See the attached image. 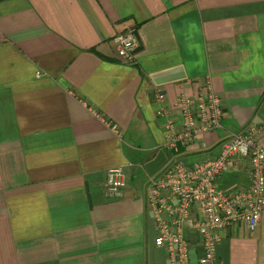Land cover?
Masks as SVG:
<instances>
[{
	"label": "crops",
	"instance_id": "1",
	"mask_svg": "<svg viewBox=\"0 0 264 264\" xmlns=\"http://www.w3.org/2000/svg\"><path fill=\"white\" fill-rule=\"evenodd\" d=\"M132 27L126 63L113 39ZM207 77L222 128L181 149L189 165L264 125V0H0V264H168L144 167L165 144L154 94L173 104ZM116 168L127 185L110 199ZM138 170L146 182L130 181ZM249 183L243 161L217 185ZM223 236L220 264H264V215Z\"/></svg>",
	"mask_w": 264,
	"mask_h": 264
},
{
	"label": "built area",
	"instance_id": "2",
	"mask_svg": "<svg viewBox=\"0 0 264 264\" xmlns=\"http://www.w3.org/2000/svg\"><path fill=\"white\" fill-rule=\"evenodd\" d=\"M113 41L118 58L132 63L139 48L138 30L132 27ZM154 98L165 119L163 148L167 149L165 163L147 181V203L157 231L154 244L165 251L168 264H192L193 255L196 264H220L223 233L237 225L255 232L264 215V145L259 140L264 125L228 132L214 156L189 165L181 148L206 138L219 141L222 97L207 77L194 95L181 94L173 104L160 90ZM243 161L249 165V185L230 192L220 189L218 180ZM126 185L123 168L109 170L105 191L110 199L118 198Z\"/></svg>",
	"mask_w": 264,
	"mask_h": 264
},
{
	"label": "water",
	"instance_id": "3",
	"mask_svg": "<svg viewBox=\"0 0 264 264\" xmlns=\"http://www.w3.org/2000/svg\"><path fill=\"white\" fill-rule=\"evenodd\" d=\"M167 149L162 148L157 154L144 160V167L150 174L157 171L166 161Z\"/></svg>",
	"mask_w": 264,
	"mask_h": 264
},
{
	"label": "rangeland",
	"instance_id": "4",
	"mask_svg": "<svg viewBox=\"0 0 264 264\" xmlns=\"http://www.w3.org/2000/svg\"><path fill=\"white\" fill-rule=\"evenodd\" d=\"M130 179V178H129ZM147 177L144 171L138 170L137 173L131 177L130 181H139L140 183L146 182Z\"/></svg>",
	"mask_w": 264,
	"mask_h": 264
},
{
	"label": "trees",
	"instance_id": "5",
	"mask_svg": "<svg viewBox=\"0 0 264 264\" xmlns=\"http://www.w3.org/2000/svg\"><path fill=\"white\" fill-rule=\"evenodd\" d=\"M182 149V148H181ZM150 174V173H149Z\"/></svg>",
	"mask_w": 264,
	"mask_h": 264
}]
</instances>
